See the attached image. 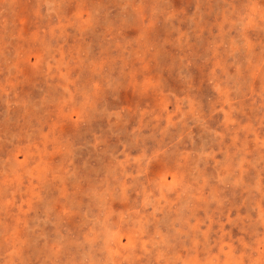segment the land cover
<instances>
[{
	"label": "rangeland",
	"instance_id": "obj_1",
	"mask_svg": "<svg viewBox=\"0 0 264 264\" xmlns=\"http://www.w3.org/2000/svg\"><path fill=\"white\" fill-rule=\"evenodd\" d=\"M0 264H264V0H0Z\"/></svg>",
	"mask_w": 264,
	"mask_h": 264
}]
</instances>
